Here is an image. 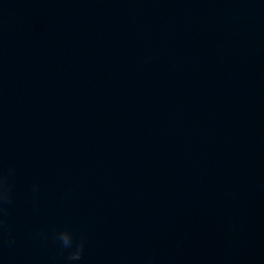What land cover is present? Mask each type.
I'll use <instances>...</instances> for the list:
<instances>
[{
    "label": "water",
    "instance_id": "1",
    "mask_svg": "<svg viewBox=\"0 0 264 264\" xmlns=\"http://www.w3.org/2000/svg\"><path fill=\"white\" fill-rule=\"evenodd\" d=\"M0 150V264H264V0H0Z\"/></svg>",
    "mask_w": 264,
    "mask_h": 264
},
{
    "label": "clouds",
    "instance_id": "2",
    "mask_svg": "<svg viewBox=\"0 0 264 264\" xmlns=\"http://www.w3.org/2000/svg\"><path fill=\"white\" fill-rule=\"evenodd\" d=\"M16 174V165L7 162L0 150V239L8 244L13 242L11 225L8 222V209L14 200ZM31 191L35 205L40 191L38 182L32 184ZM37 235L44 241L49 239V234L43 231ZM51 240L58 246L60 253L65 254V264H78L83 260L87 245V237L84 233H78L71 227H63L51 233ZM141 264H156L155 255L144 257Z\"/></svg>",
    "mask_w": 264,
    "mask_h": 264
}]
</instances>
